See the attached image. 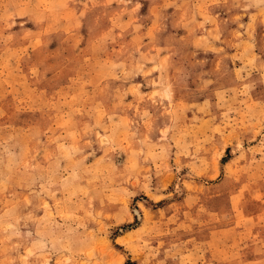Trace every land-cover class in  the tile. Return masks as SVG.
I'll use <instances>...</instances> for the list:
<instances>
[{
	"label": "rangeland",
	"instance_id": "1",
	"mask_svg": "<svg viewBox=\"0 0 264 264\" xmlns=\"http://www.w3.org/2000/svg\"><path fill=\"white\" fill-rule=\"evenodd\" d=\"M0 264H264V0H0Z\"/></svg>",
	"mask_w": 264,
	"mask_h": 264
}]
</instances>
